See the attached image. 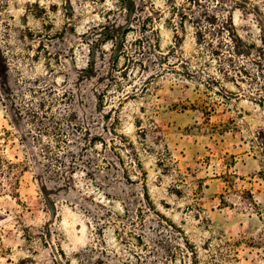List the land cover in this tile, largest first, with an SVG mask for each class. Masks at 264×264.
Masks as SVG:
<instances>
[{
  "label": "rangeland",
  "instance_id": "obj_1",
  "mask_svg": "<svg viewBox=\"0 0 264 264\" xmlns=\"http://www.w3.org/2000/svg\"><path fill=\"white\" fill-rule=\"evenodd\" d=\"M262 37L264 0H0L7 101L39 112L0 103V264H260L226 242L264 231Z\"/></svg>",
  "mask_w": 264,
  "mask_h": 264
},
{
  "label": "trees",
  "instance_id": "obj_2",
  "mask_svg": "<svg viewBox=\"0 0 264 264\" xmlns=\"http://www.w3.org/2000/svg\"><path fill=\"white\" fill-rule=\"evenodd\" d=\"M188 1L194 5L197 0H188ZM213 1H215V0H213ZM173 8L178 9V6L173 4ZM201 11H202L203 15L208 13V10L205 7H203L201 9ZM149 18L152 19V17H149ZM183 18H187L190 22H192L194 24L195 27L198 28L199 35H200L201 39L203 40V42H205V43L207 42V38H208L207 33L212 34L213 36H218V31H216L217 27L214 26L213 23L209 24L205 29H203L202 27L199 26V23L196 22V17H193V15L184 14L182 16V19ZM180 26L182 27V29H184L185 28V21L181 20ZM218 30H220V32L224 31L223 29H218ZM228 32H229V36L230 35L233 36V38H235L237 42H241L242 44H244L245 47L247 48V50L254 49L253 46H256L255 43L248 44V43H244V41H242V38L237 33L236 26H235L233 21L229 22ZM263 42H264V37L261 38V43H263ZM206 45L211 46V50L213 52V55L215 56V58L217 59L219 64L222 66L223 61L220 57L219 51H217V49H216V46L211 45L210 42H207ZM231 50L232 49H228L227 52L231 55V57H229V60L233 61L234 55H233ZM245 69H246V67H244V65H242V70H245ZM226 71H228V70H226ZM2 77H3V75H2V72L0 71V103L4 107L9 108L11 114L13 111L12 116H13L14 121H16L15 120V115H16L15 110L20 112L21 115H26L27 119L30 120L31 122L37 120L39 118V112L35 109L33 102H29V101H26L25 99H23V101L17 106H15L11 103H8L7 96H9L11 91L8 90V88L6 87V82L3 80ZM233 82H235L234 79H233ZM236 84H237V86H239L238 83H236ZM259 102H260V104L263 103V101H259ZM0 150H1V143H0ZM20 167H21L20 164H17V163L10 161V160H7L0 153V192L2 190H6V188L4 187V181L8 182V184L10 185V188L15 189V186L17 185V179H18ZM227 181H230V179H228ZM244 195H245L244 196L245 199L249 200L248 202L251 204L252 209H256L257 212H260L262 210L260 204L254 200L253 195L250 191L244 192ZM222 202L223 203L226 202L224 197L222 198ZM226 243L228 246L234 247V252L236 253V255L235 254L230 255V256H232L230 258L238 259V248H235V247H238V245H240L241 243H244V244H246L252 248L262 249L261 251L264 252V231L260 232L259 235H254L252 237H244L242 239H235L233 241H227ZM144 246L147 247V244L144 243ZM257 254L259 255V258L261 261L260 264H264V254H262L260 251L257 252ZM136 257L140 259V257L138 255H136Z\"/></svg>",
  "mask_w": 264,
  "mask_h": 264
}]
</instances>
